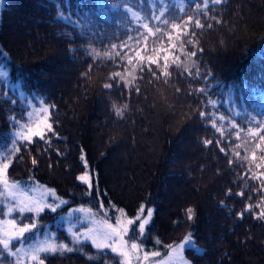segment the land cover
<instances>
[{
  "label": "trees",
  "instance_id": "16d2710c",
  "mask_svg": "<svg viewBox=\"0 0 264 264\" xmlns=\"http://www.w3.org/2000/svg\"><path fill=\"white\" fill-rule=\"evenodd\" d=\"M170 46L176 59L163 61ZM0 60L20 83L0 85L3 184L38 182L68 201L19 212L17 226L43 230L101 196L132 219L151 210L147 252L190 238L189 264H264V0H2ZM40 105L44 138H19ZM55 238L63 251L28 245L25 263L0 244V264H122Z\"/></svg>",
  "mask_w": 264,
  "mask_h": 264
},
{
  "label": "rangeland",
  "instance_id": "374dc122",
  "mask_svg": "<svg viewBox=\"0 0 264 264\" xmlns=\"http://www.w3.org/2000/svg\"><path fill=\"white\" fill-rule=\"evenodd\" d=\"M2 7V0H0V9ZM133 16H136L132 13ZM138 17V16H136ZM175 49L176 47L170 46L163 49V53L159 56L163 61H172L176 59L175 56ZM6 57V55H5ZM2 60H0L1 62ZM4 63L7 60L3 59ZM4 84L5 86L15 90L19 86V81L14 80L11 84L9 79V72L0 64V85ZM29 107V113H30ZM34 116V117H33ZM33 116H29L31 121H28V124L31 123L32 126L28 129L27 133L22 134L19 138H24L25 136H29L31 133V137L35 135L37 132H41L42 129L46 126V107L40 105L35 108V113ZM27 125V124H26ZM30 137V138H31ZM2 167V165H0ZM259 172L262 176H264V164L260 162L258 164ZM5 176V174H4ZM91 178H96L97 175L95 174ZM3 177L0 178V183L4 186L3 192H1L0 197V239L4 238L5 231H14L12 228V224L10 223L13 216L17 213H21L19 210L24 205H31V204H40L43 205V210L49 208L51 205H58L57 210L63 208L68 204L66 199L59 197L51 188L46 187L38 182L31 183L24 182V183H7V187L3 184ZM54 193V195H53ZM96 193V192H95ZM92 205H77L69 207L68 210L61 213L57 217L53 219V223L49 224L48 226L44 227L43 230H35L34 228H30V230L22 237H14L10 240L9 246L21 239V243L19 244L16 251H9L6 252L13 256L15 259L19 257L20 263L30 262L32 253L39 252L40 249L45 248L49 245H54L57 247L58 244L55 243L56 235L58 234V230H63L66 232L67 236L76 242H90L92 240L90 238L86 239L85 234L88 236H96L97 238L102 237V234L105 232H110L107 225H112L113 228L117 227V219H119L122 224H126V221L129 218L126 214H124L121 210H117L113 207H107L103 204L101 196L98 197V201H91ZM103 204V207H101ZM11 209V212L9 211ZM81 209H85L87 211H81ZM28 211H24L23 213H27ZM42 212V211H41ZM34 214H38L36 212H31ZM40 213V212H39ZM12 217V218H11ZM144 219H148L149 217H139V219H132L135 221L133 225H129V231L127 234L123 235V245L121 246V240L119 236L112 235L111 239L108 241L110 247L104 248L106 250H110L112 247L121 248V250L125 253V255L121 256L119 252H113L117 254L122 261V264H181L179 256H177L175 249L179 247V245L183 244L185 240L191 241L190 238H184L178 244L173 245L168 248L167 252L164 254H159L156 252H147L144 250L143 246L141 245V236L138 232V225ZM54 226L56 230L51 229ZM146 227V226H145ZM20 228V226L16 225V229ZM58 229V230H57ZM43 234V236H42ZM28 239H31L27 245H23V243ZM133 243L137 244V248L133 249L131 245ZM93 244V243H92ZM2 245V244H1ZM30 245V247H28ZM94 245V244H93ZM3 246V245H2ZM192 241L188 244L184 249L181 250L180 256H184V250L188 247H192ZM28 247L32 253H30L27 248ZM38 252V253H39ZM36 253V254H38ZM35 254V255H36ZM33 255V254H32ZM34 255V256H35ZM29 256V257H27ZM33 260V259H32ZM187 264L189 262L187 261Z\"/></svg>",
  "mask_w": 264,
  "mask_h": 264
},
{
  "label": "snow or ice",
  "instance_id": "6c2138e0",
  "mask_svg": "<svg viewBox=\"0 0 264 264\" xmlns=\"http://www.w3.org/2000/svg\"><path fill=\"white\" fill-rule=\"evenodd\" d=\"M215 2H219V0H215ZM197 26H199V21H197ZM145 28L148 27L147 24L144 25ZM165 75H167V73L165 72ZM105 87H110V85H105ZM203 91V90H201ZM120 112L119 110H117V115H119ZM201 115H203V113H201ZM48 127V130L51 131L52 130V127L51 125H47ZM37 135H40L41 136V139H43V134L42 133H35ZM30 137H31V133L29 136H25L24 139H27L30 141ZM262 139H264V137H262ZM223 150V149H222ZM255 158V157H254ZM81 160L83 161L84 163V168L87 169L88 168V164H87V161L85 160V158L83 156H81ZM36 161L33 160V164H35ZM9 167V164L5 163L2 165V167H0V178H2L6 172V170L8 169ZM78 180H80L83 184L85 185H88L89 188L92 187V184L90 182V177H89V173L88 171H85L84 174L80 175L77 177ZM5 186L7 187V182H5ZM54 195V193H53ZM43 205H40V204H31V205H24L22 206L19 210L21 211V213H23L24 211H28V212H36V213H39L41 211H43ZM51 211L52 212H55L57 210V207L58 205H51L49 206ZM101 207H103V204H101ZM9 211L11 212V209H9ZM81 211H87L85 209H81ZM141 213L143 212V208L140 209ZM248 211H251V207H249ZM193 210L192 209H188V219L191 220L193 218ZM152 216V212L151 210H149L148 212V217L151 218ZM241 218H242V214H241ZM260 218H264V211L261 212V215H260ZM136 219H139V216H137ZM12 224V228L14 229V231H5L4 232V238L0 239V244L3 245V248L5 250L9 249V242L11 239H13L14 237H22L24 235V233L28 232L30 230V228H34L35 227V224L32 223V224H24L23 227H20L18 229H16V222L15 221H11L10 222ZM135 223L134 220L132 219H128L126 221V224H122V222L117 219V227L116 228H113L112 225H107L108 229L110 230V232H105L102 234V237L100 238H97L96 236H88L87 234H85V238L88 239L90 238L92 240V243L95 245L96 248L98 249H104V248H108L110 247L108 241L111 239L112 235H116V236H119L120 237V240H121V246L123 245V235L124 234H127L128 231H129V228L128 226L129 225H133ZM149 223V220L148 219H144L142 222L139 223L138 225V232L140 234H144L145 232V226ZM191 241L189 240H185V242L181 245H179V247L177 249H175L176 251V254L177 256H179L180 258V262L181 264H187V261H185L183 259L182 256H180V252L182 249H184L188 244H190ZM131 247L133 249H136L137 248V244L136 243H133L131 245ZM65 249V246L64 245H60L59 248H57L56 246L54 245H49L45 248H42L40 249V251H63ZM67 251H72V249H67ZM111 251L112 252H119V254L121 256L125 255V253L121 250V248H117V247H112L111 248ZM197 251H199V249H197ZM37 257L36 256H33V259H36ZM41 264H43V262L41 261Z\"/></svg>",
  "mask_w": 264,
  "mask_h": 264
}]
</instances>
